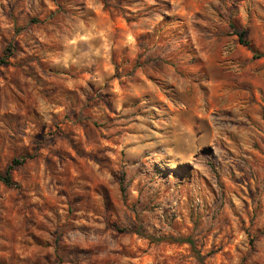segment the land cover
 <instances>
[{"label":"rangeland","instance_id":"rangeland-1","mask_svg":"<svg viewBox=\"0 0 264 264\" xmlns=\"http://www.w3.org/2000/svg\"><path fill=\"white\" fill-rule=\"evenodd\" d=\"M0 57V264H264V0H0Z\"/></svg>","mask_w":264,"mask_h":264},{"label":"trees","instance_id":"trees-1","mask_svg":"<svg viewBox=\"0 0 264 264\" xmlns=\"http://www.w3.org/2000/svg\"><path fill=\"white\" fill-rule=\"evenodd\" d=\"M239 37H240V41L244 44V45H248V42L244 39L245 37V32L242 31L239 33ZM8 64V61L6 58L0 57V66H4ZM25 162V160H18L15 159L12 162V165H10L8 167V169L6 170V172H1L0 171V182H2L3 184H5L8 187H18V184L14 181L13 176H12V171L14 170V168L21 166L23 163ZM125 231H127V229H125Z\"/></svg>","mask_w":264,"mask_h":264}]
</instances>
